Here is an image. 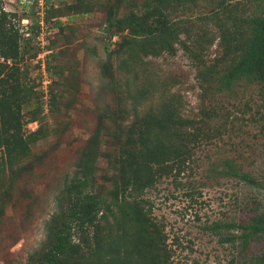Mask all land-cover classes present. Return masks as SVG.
I'll use <instances>...</instances> for the list:
<instances>
[{
    "label": "rangeland",
    "instance_id": "1",
    "mask_svg": "<svg viewBox=\"0 0 264 264\" xmlns=\"http://www.w3.org/2000/svg\"><path fill=\"white\" fill-rule=\"evenodd\" d=\"M134 1L121 5L115 17L133 9ZM113 2L0 0L4 10L15 14L13 22L24 47L19 62L22 81L32 87L22 113L25 121L34 116L37 121L26 122L24 129L34 130L41 124L43 131L19 170L5 171L6 192L0 199V264H36L31 254L44 240V222L55 206L53 196L76 169L77 156L95 132L99 117L104 123L105 154L97 162L95 189L105 194L119 152L127 144L126 126L171 97L178 101L183 115L203 118L204 127L215 136L195 148L181 173L164 176L145 192L153 202L152 214L175 248V264L195 260L199 264H240L237 248L221 240L226 231L239 234L240 229L222 227L217 233L205 225L218 220L246 223L264 209V190L258 184L226 172L230 160L239 171L259 180L264 173V106L258 88L242 79L233 83L232 90L215 85L204 90L195 61L179 43L175 54L164 52L123 63L128 54L115 51L123 35L107 20ZM246 2L249 12L261 8L259 0ZM210 5L211 0H199L193 11L181 12L176 20L190 25L187 16L191 14V19L199 22L197 14L207 12ZM210 28L215 29L212 22ZM217 41L204 51L207 63L219 54ZM45 51L42 59L39 55ZM110 52L112 65L103 68ZM142 88L144 92L138 93ZM51 92L56 96L49 111ZM104 108L110 112L103 114ZM204 109L216 114L207 119ZM262 249L264 234L250 241L248 253Z\"/></svg>",
    "mask_w": 264,
    "mask_h": 264
},
{
    "label": "trees",
    "instance_id": "2",
    "mask_svg": "<svg viewBox=\"0 0 264 264\" xmlns=\"http://www.w3.org/2000/svg\"><path fill=\"white\" fill-rule=\"evenodd\" d=\"M259 1L260 10L249 12L246 0H211L209 10L197 14L199 22L191 19V14L187 16L189 25L176 17L193 11L199 0H135L133 9L120 18L115 15L127 0H114L107 20L123 35L115 49L116 53L128 54L123 63L164 52L175 54L179 43L195 61L204 90L213 85L232 90L233 83L243 79L257 86L264 106V0ZM14 16L0 6V199L6 192L5 171L19 170L31 155L32 144L43 135L41 124L34 130L24 129L28 122L37 120L35 116L28 121L23 118V105L29 101L32 87L22 81L19 62L24 47ZM211 22L215 29L210 28ZM215 40L219 54L207 63L204 51ZM111 54L103 68L112 65ZM143 92V88L138 91ZM55 96L50 93L49 111ZM41 104L37 102L40 111ZM109 112L103 109V114ZM202 112L207 119L216 114L209 109ZM103 126V117H99L95 132L77 156L76 169L56 190L54 209L44 222V240L31 259L36 264H175V248L152 214L153 202L145 192L155 188L164 176L181 173L195 148L215 133L204 127L203 118L183 115L176 99L162 100L126 126L127 144L116 159L111 187L102 194L95 185L97 162L105 154ZM226 164L227 173L264 190V173L259 180L239 171L230 160ZM222 227L240 229L239 234L226 231L221 237L237 248L240 264H264V249L248 253L250 241L264 234V209L246 223L218 220L205 225L217 233Z\"/></svg>",
    "mask_w": 264,
    "mask_h": 264
},
{
    "label": "built area",
    "instance_id": "3",
    "mask_svg": "<svg viewBox=\"0 0 264 264\" xmlns=\"http://www.w3.org/2000/svg\"><path fill=\"white\" fill-rule=\"evenodd\" d=\"M46 53L47 51L43 52V54H40L39 56L43 59V55H45ZM1 61H2V57H1ZM41 66H42V70L44 71V68H45L44 62L41 63Z\"/></svg>",
    "mask_w": 264,
    "mask_h": 264
}]
</instances>
